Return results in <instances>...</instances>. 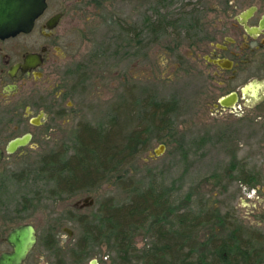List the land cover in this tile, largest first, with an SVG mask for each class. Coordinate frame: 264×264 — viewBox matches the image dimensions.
I'll return each mask as SVG.
<instances>
[{
  "label": "rangeland",
  "instance_id": "1",
  "mask_svg": "<svg viewBox=\"0 0 264 264\" xmlns=\"http://www.w3.org/2000/svg\"><path fill=\"white\" fill-rule=\"evenodd\" d=\"M96 1H50L54 11L67 12L60 33L66 35L63 42L77 63V68L71 63L72 66L59 74L63 81L61 89L66 92L74 89V111L69 117L33 128L27 121L13 120L5 105L0 104V147L31 131L36 135L33 144L40 147L37 151L23 149L0 164V226L6 228L10 216L18 222L37 223L43 233L49 225L68 224L66 212L78 208L77 204L80 207L87 197H91L94 204L81 209L90 219L108 199L126 202L127 192L114 184V179L89 191L57 196L52 193L54 182L46 176L28 173L20 178L18 174L27 166L37 167L42 156L59 149L75 153L79 128L108 130L119 110L121 118L126 117L129 108L122 106L130 96L141 103L147 96L172 103L174 132L169 136L168 131L160 133L151 128L147 133L148 150L122 171L125 181L132 179L142 190L153 187L167 191L172 205L183 207L185 204L193 213L198 212L204 198L208 205L214 204L223 212L236 209L238 214L244 215L240 199H246L251 187L239 181L241 171L251 172V175L259 173L264 178V119L257 117L264 110L254 111L247 120L229 114L216 115L213 104L206 103L202 95L206 78L194 80L180 74L181 78L170 81L171 67L162 66L151 74L155 60L150 51L149 31L140 39L145 46L141 54L133 35L126 31L137 24L147 29L144 24L150 19L153 0H99L100 4ZM187 1L196 3L198 0ZM201 1L206 10L205 19H213L210 9L214 0ZM165 60L161 58L163 64ZM45 87L44 91L51 89L48 85ZM138 124L147 126L144 121L135 120L132 127ZM160 145H165V152L154 156ZM218 184L227 189L220 193ZM189 194L192 198L187 205L185 200ZM248 201V204L253 203ZM78 235H82L80 230ZM151 242L153 240L139 236L135 245L142 249ZM101 251L94 249L93 254Z\"/></svg>",
  "mask_w": 264,
  "mask_h": 264
},
{
  "label": "flooded vegetation",
  "instance_id": "2",
  "mask_svg": "<svg viewBox=\"0 0 264 264\" xmlns=\"http://www.w3.org/2000/svg\"><path fill=\"white\" fill-rule=\"evenodd\" d=\"M50 1L47 0V8L31 32L0 39V104L5 105L13 120L27 121L33 128L69 117L75 104L74 89L62 90L59 76L71 63L77 68L76 57L70 55L63 42L66 35L60 33L67 12L54 11ZM150 5V19L144 24L147 29L137 24L126 32L133 35L141 54L145 46L140 39L149 31L150 51L155 60L151 74L160 66L171 67L170 81L181 78L180 74L194 80L206 78L202 95L206 103L213 104L216 115L229 114L247 120L254 111L264 110V0H214L210 9L214 17L208 21L201 0H153ZM46 85L51 89L44 91ZM227 98L233 100L232 105L223 107L221 102ZM257 117L264 119V113ZM25 135H31L30 143L17 152L40 149L33 144L35 132L13 139ZM6 146L0 148L5 151ZM247 173L252 177L246 179L249 182L239 179L251 187L246 199H240L245 214H238L236 209H217L220 217H225V224H230V236L234 238L235 233V244L241 241L243 251L230 264H264V178L259 173ZM248 199L253 203L248 204ZM82 211L80 207L67 211L68 224L49 225L43 233L35 222H18L8 216V226H0V230L5 229L0 233V260L4 255L15 254L14 245L8 241L10 234L19 227L32 225L36 244L17 264H117V252L111 251L116 247L114 242L85 241L83 232L87 228L80 223L88 215ZM227 225L219 221L218 237L226 235ZM97 248L102 251L93 254Z\"/></svg>",
  "mask_w": 264,
  "mask_h": 264
},
{
  "label": "trees",
  "instance_id": "3",
  "mask_svg": "<svg viewBox=\"0 0 264 264\" xmlns=\"http://www.w3.org/2000/svg\"><path fill=\"white\" fill-rule=\"evenodd\" d=\"M125 106L129 108L126 117L121 118L119 110L108 130L80 127L75 153L59 149L44 155L37 167L27 166L18 177L28 173L46 176L54 182L52 193L57 196L89 191L114 179V184L127 192V201L106 200L91 219L83 218L80 225L87 228L83 232L85 241L116 244L111 251L117 252V264H230L243 251L241 241L235 244V233L234 238L230 236V224H225V217H220L214 204L208 205L202 198L198 212L193 213L185 204L172 205L167 191L153 187L142 190L132 179L125 181L122 171L148 150L147 133L151 128L172 135L175 111L172 103L153 96L142 103L130 96ZM135 120L144 121L148 127L138 124L133 128ZM240 174L245 182L252 179L244 170ZM218 186L220 193L227 189ZM191 198V194L186 197L187 205ZM219 221L227 225L222 237L216 233ZM139 236L153 242L138 249L135 243Z\"/></svg>",
  "mask_w": 264,
  "mask_h": 264
},
{
  "label": "water",
  "instance_id": "4",
  "mask_svg": "<svg viewBox=\"0 0 264 264\" xmlns=\"http://www.w3.org/2000/svg\"><path fill=\"white\" fill-rule=\"evenodd\" d=\"M47 8V0H0V39H8L22 33L32 31L36 20L42 16ZM233 100L224 99L221 102L223 107H230ZM31 140V135L11 140L5 151L0 148V164L6 156L14 155L20 148L26 147ZM166 150L165 145H160L154 151V156H161ZM94 200L87 197L80 208L91 206ZM77 207L79 205L77 204ZM8 241L15 247V254L4 255L0 264H17L23 260L28 252L36 244L35 229L32 225H25L15 229L9 236Z\"/></svg>",
  "mask_w": 264,
  "mask_h": 264
}]
</instances>
